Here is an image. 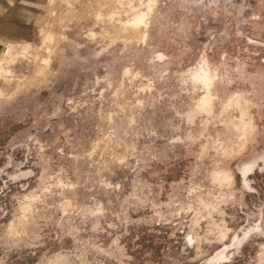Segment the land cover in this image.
<instances>
[{"label": "rangeland", "instance_id": "rangeland-1", "mask_svg": "<svg viewBox=\"0 0 264 264\" xmlns=\"http://www.w3.org/2000/svg\"><path fill=\"white\" fill-rule=\"evenodd\" d=\"M47 1L0 62V264H264V0Z\"/></svg>", "mask_w": 264, "mask_h": 264}, {"label": "crops", "instance_id": "crops-1", "mask_svg": "<svg viewBox=\"0 0 264 264\" xmlns=\"http://www.w3.org/2000/svg\"><path fill=\"white\" fill-rule=\"evenodd\" d=\"M47 0H0V62L42 29L37 13ZM39 22V23H38ZM38 23V24H37ZM50 32L49 36H52ZM24 45L23 48H26ZM14 54V53H13ZM4 58V59H3Z\"/></svg>", "mask_w": 264, "mask_h": 264}]
</instances>
